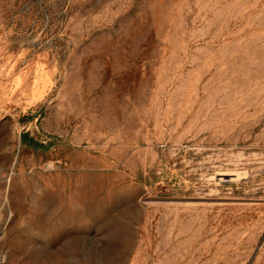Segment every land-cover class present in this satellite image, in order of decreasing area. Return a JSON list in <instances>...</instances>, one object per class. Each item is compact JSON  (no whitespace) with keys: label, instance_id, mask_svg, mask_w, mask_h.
Instances as JSON below:
<instances>
[{"label":"rangeland","instance_id":"obj_1","mask_svg":"<svg viewBox=\"0 0 264 264\" xmlns=\"http://www.w3.org/2000/svg\"><path fill=\"white\" fill-rule=\"evenodd\" d=\"M0 264H264V0H0Z\"/></svg>","mask_w":264,"mask_h":264},{"label":"trees","instance_id":"obj_2","mask_svg":"<svg viewBox=\"0 0 264 264\" xmlns=\"http://www.w3.org/2000/svg\"><path fill=\"white\" fill-rule=\"evenodd\" d=\"M25 142H27V139H25ZM31 144L33 145V144H34V142H31Z\"/></svg>","mask_w":264,"mask_h":264}]
</instances>
